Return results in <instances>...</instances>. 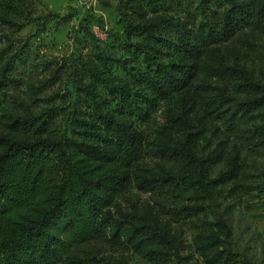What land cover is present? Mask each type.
I'll return each instance as SVG.
<instances>
[{"label": "rangeland", "instance_id": "374dc122", "mask_svg": "<svg viewBox=\"0 0 264 264\" xmlns=\"http://www.w3.org/2000/svg\"><path fill=\"white\" fill-rule=\"evenodd\" d=\"M221 2L129 0L124 7L122 0H0V71L11 63L2 109L45 120L42 136H70L77 130L72 112L88 120L95 99L112 102L92 70L131 87L143 71L138 48L154 43L145 33L127 36L126 20L151 24L174 41L173 20L189 29L217 20ZM212 50L197 63L194 79L141 123L147 153L129 188L106 210L127 233L122 245H97L86 264H264V21ZM237 68L262 89L247 85ZM222 93L235 103L259 96L263 102L230 107L232 115L220 118L209 103ZM201 173L212 182L209 192L193 182Z\"/></svg>", "mask_w": 264, "mask_h": 264}, {"label": "trees", "instance_id": "16d2710c", "mask_svg": "<svg viewBox=\"0 0 264 264\" xmlns=\"http://www.w3.org/2000/svg\"><path fill=\"white\" fill-rule=\"evenodd\" d=\"M128 1L122 0L124 7ZM221 1L225 10L217 20L202 19L193 29L173 20L174 41L151 24L126 20L127 36L145 33L154 43L138 48L143 71L131 87L128 83L111 84L92 70L91 77L112 102L103 106L95 99L88 120H80L72 112L69 122H76L77 130L70 136H42L47 131L45 120L38 123L30 113L13 116L2 109L11 63L3 66L0 116L7 115L8 121L0 122V264H86L102 242L122 245L127 229L110 221L106 210L129 188L135 166L147 153L141 123L159 101L194 79L197 63L212 54V49L228 43L244 26L264 21V0ZM167 50L176 54L174 59L166 58ZM237 70L247 85L262 89L251 74L243 68ZM77 89L94 94L89 86ZM228 101L232 105L223 107ZM247 102L235 103L222 93L209 106L215 105L217 117L225 118L232 115L227 114L230 107L248 109L250 104H261L263 97ZM177 149L181 154L183 148ZM193 182L206 192L212 184L202 173ZM229 253L225 256L228 260Z\"/></svg>", "mask_w": 264, "mask_h": 264}]
</instances>
